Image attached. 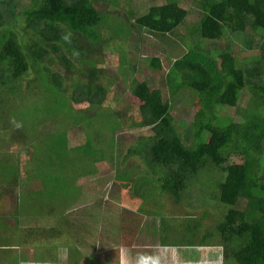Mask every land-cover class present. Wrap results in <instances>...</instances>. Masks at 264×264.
I'll use <instances>...</instances> for the list:
<instances>
[{"label":"trees","instance_id":"trees-1","mask_svg":"<svg viewBox=\"0 0 264 264\" xmlns=\"http://www.w3.org/2000/svg\"><path fill=\"white\" fill-rule=\"evenodd\" d=\"M94 1L99 0H0V187L2 195L14 200L11 223L5 214L0 223L5 241L13 234L17 243L22 238H69L77 226L72 215L82 196L79 181L109 162L115 169L143 168L135 189L143 202L167 197L188 208L183 233L174 227L170 234L161 233L153 225L154 234L167 237L154 246L180 253L212 246L221 251L223 263L232 258L236 264H264V0H156L128 14L129 20L136 15L134 26L126 20L129 27L163 40L170 37L186 53L164 77L166 98L160 88L152 89L133 74L130 91L139 103L141 127L151 134L127 150L115 138L125 129L122 114L96 109L107 94L87 91L91 80L105 73L95 62L109 43L101 39V26L111 32L112 41L123 38L114 22L103 24L106 14ZM190 1L201 11L192 10ZM249 52L255 54L243 56ZM125 63L136 71L122 56V68ZM149 66L162 71L164 65L155 58ZM107 72L110 84H116L119 78ZM184 90L202 101L190 143L171 113L172 98ZM227 108L236 109L235 118L221 114ZM109 118L115 121L110 131H85L84 144L70 145L71 130ZM14 143L29 155L34 145L42 146L26 174L19 155L5 149ZM210 166L223 178L207 190L193 180ZM198 210L200 219L191 212ZM216 215L212 225L204 224ZM162 226H168L166 219ZM14 246L11 241L4 247ZM80 247L68 246L67 264L81 262ZM57 248H38L31 257L16 251L15 262H51Z\"/></svg>","mask_w":264,"mask_h":264},{"label":"rangeland","instance_id":"rangeland-1","mask_svg":"<svg viewBox=\"0 0 264 264\" xmlns=\"http://www.w3.org/2000/svg\"><path fill=\"white\" fill-rule=\"evenodd\" d=\"M195 1L203 2V0ZM153 2L155 3L156 0L94 1V6L98 11L101 14H106L104 16L102 15L104 20L103 24L108 21L110 23L114 22V28H116L119 36L121 35L122 28L123 38H118L119 41H112L111 32L105 29L104 25L101 26V39L103 42L108 40L109 43L105 44V48L107 49L104 50V57L95 62L96 66L103 69L105 73L91 80L87 91L96 95L106 92L107 97L104 104L96 106V109H100L108 114H122L125 120V129L122 132H117L115 138L121 144H124L122 149L125 148V150H127L131 142L139 143L141 142L139 140L140 137L144 139L151 134L148 129L141 127V119L138 115L139 103L130 91L133 74H136L134 78L139 81H148L152 89L157 90L160 88L163 91V96L166 98L169 92L166 87L162 86L164 77L171 64L186 53L185 47L178 46L176 44L177 42L170 39V37L163 40L154 34L148 33V31L128 26L126 20H128L130 25L134 26L136 19L135 14L131 20L128 19L130 12L133 14L134 11L135 13H137V10L142 11L141 8L143 6H151L154 4ZM188 4L192 7V10H196V12L201 11L191 1ZM132 7L135 9H132ZM109 36L110 38L108 39ZM254 54L253 52H249L244 53L243 56H251ZM121 55L128 64L136 65V71L134 73L126 63L124 65L125 68H122L120 65ZM155 58H159L163 62L164 66L162 71L153 70L149 66L151 59ZM108 70L114 72L115 76L119 78L114 85L110 84ZM244 100L243 96V99L240 100L241 105L244 103ZM201 102L198 94L187 90L180 92L171 100V113L175 119V124L182 136L188 138L189 143L193 140L192 133H190L193 130V117L201 108ZM86 106L88 104L76 107ZM221 114L225 117L235 118L236 109L227 108ZM113 125H115V121L109 118L107 120H96L91 126L85 127L84 129L74 128L70 131L69 143L71 146L82 145L85 142L82 137L85 131L92 133L99 131L108 132L113 128ZM21 148L22 146L19 143H14L5 149L10 153L19 155L21 172L26 174V171L33 167V154L35 151L40 150L42 146L39 143L34 145L30 155L27 154L29 152L21 151ZM98 169L95 175L79 181V185L82 188V196L77 209L72 215L77 218L75 222L77 226L74 227L73 233L70 234L69 238L67 236L61 238H40L37 241L22 238L17 243L16 239L13 238L15 236L13 234V236L11 235V241L14 245L17 244L18 247L14 246L11 249L4 247V250L0 251V264H35L21 260H18L20 262L16 263L15 258L17 252L21 256L26 251V255L31 257V254L33 255L32 252L38 248L55 246L60 247L54 251L56 258H61L66 262L68 260L66 257L69 254L68 246L78 247V245L81 246L80 257L82 258L79 264H121V260L123 259L125 262L127 259L125 258L126 253L130 251H133L136 255L138 254V256L143 254V257L146 258L159 257V261H163L162 264H182V262H179V258L189 259L190 257L194 258V260L200 259L201 262L199 264H221L220 261L213 262L214 259H219L220 250L212 246L191 248L190 251H183V253L178 252L175 248H160L154 246L155 244L159 245L167 237L162 234L160 237L159 232L158 234H154L153 225H156V227L160 226L161 228L158 227L157 230L160 229L161 233L166 230L165 233L170 234L171 227L176 229V233H183L185 231L181 230L184 229L186 224H183V222H187L184 211L188 208L184 207L185 205L176 206L167 197L159 203H157V200L153 202L152 200H147L144 203L138 198L135 195V189L144 173L142 167L135 171L125 168L115 169L109 162H106L99 166ZM219 174V172L214 170L213 166H210L209 168H205L199 176H196L197 178L193 182L198 183L196 185L201 184L207 186V190L216 188L218 187L219 180L223 178ZM31 187V184L27 186L28 189ZM1 189L2 187H0V223L4 221L2 218L4 214L6 216L5 221L11 223L12 220L8 219V216L12 212L14 200H11L10 196L2 195L4 191H1ZM216 191V189H212V192ZM191 212L195 214V218L200 219L201 210ZM213 212L221 214L218 210H213ZM164 219L168 222L167 227L162 226V220ZM217 219L218 216L216 215L215 218L204 220V224L212 225ZM10 223L8 226H10ZM105 223L110 224V226L106 228ZM115 224H119V226L115 228ZM3 230V226L0 225V246H5L8 242L11 243L10 240L5 241L6 234L4 232L5 230ZM187 232H189V224ZM230 253L231 250H228L227 254ZM48 258L53 259L52 256ZM57 259L50 260L52 263L47 261L44 264H61ZM224 263L236 264V261L230 258ZM127 264H130L129 261Z\"/></svg>","mask_w":264,"mask_h":264},{"label":"crops","instance_id":"crops-1","mask_svg":"<svg viewBox=\"0 0 264 264\" xmlns=\"http://www.w3.org/2000/svg\"><path fill=\"white\" fill-rule=\"evenodd\" d=\"M4 231V230H3ZM4 250V246L2 245V246H0V251H3ZM178 251V250H177ZM188 251H190V249H188ZM179 252V251H178ZM141 256H143V254H141ZM141 256H138V254L136 255V253H134L133 251H130V252H128V253H126V257L125 258H127L126 260H125V264H127V262L129 261V263L131 264V263H133V264H137V258L138 257H141ZM191 258V257H190ZM185 259V258H179L178 260H179V262L181 263L182 262V264H184V263H187V264H199V262H201L200 261V259L199 260H194V258H191V259ZM22 261V260H21ZM34 262H32V261H28L29 263L31 262V263H35V264H44V263H46V262H37V260H33ZM173 261H175V260H173ZM214 261H220V263L221 264H224L223 263V260H222V256H221V254L219 255V259H214L213 260V262ZM20 261H18V263H19ZM25 262V261H24ZM160 262V264H162V260L161 261H159ZM209 262H212V261H209ZM49 263H52V262H49ZM63 264H66V262H64V260H63Z\"/></svg>","mask_w":264,"mask_h":264},{"label":"clouds","instance_id":"clouds-1","mask_svg":"<svg viewBox=\"0 0 264 264\" xmlns=\"http://www.w3.org/2000/svg\"><path fill=\"white\" fill-rule=\"evenodd\" d=\"M121 264H125L124 260H121ZM137 264H159V257H138L137 258Z\"/></svg>","mask_w":264,"mask_h":264}]
</instances>
